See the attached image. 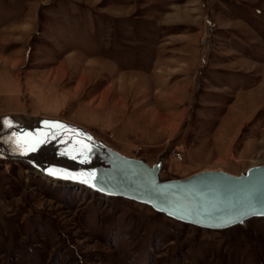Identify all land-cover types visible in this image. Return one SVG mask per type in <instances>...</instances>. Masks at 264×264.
<instances>
[{
    "label": "rangeland",
    "instance_id": "374dc122",
    "mask_svg": "<svg viewBox=\"0 0 264 264\" xmlns=\"http://www.w3.org/2000/svg\"><path fill=\"white\" fill-rule=\"evenodd\" d=\"M60 118L161 180L264 164V0H0V114ZM0 264H264L211 230L0 160Z\"/></svg>",
    "mask_w": 264,
    "mask_h": 264
},
{
    "label": "water",
    "instance_id": "95a60500",
    "mask_svg": "<svg viewBox=\"0 0 264 264\" xmlns=\"http://www.w3.org/2000/svg\"><path fill=\"white\" fill-rule=\"evenodd\" d=\"M55 124L64 127L51 126ZM32 138L43 141L34 150ZM0 160L26 162L51 179L143 203L201 228L222 230L251 218H264V164L239 174L205 169L161 180L163 155L148 164L114 149L83 126L60 118L36 116L23 121L13 113L0 114Z\"/></svg>",
    "mask_w": 264,
    "mask_h": 264
},
{
    "label": "snow or ice",
    "instance_id": "6c2138e0",
    "mask_svg": "<svg viewBox=\"0 0 264 264\" xmlns=\"http://www.w3.org/2000/svg\"><path fill=\"white\" fill-rule=\"evenodd\" d=\"M52 127H57V128H62L64 127L63 125H59V124H55V125H51ZM33 139V143H31L30 147L32 150H34L36 144H39V143H42L43 141L42 140H39V139H35V138H32ZM90 139V138H89ZM25 142H27V138H25ZM77 143H81L80 141H77ZM84 148H87L88 145L87 144H84L83 145ZM53 175H55L56 173H51Z\"/></svg>",
    "mask_w": 264,
    "mask_h": 264
},
{
    "label": "bare ground",
    "instance_id": "6f19581e",
    "mask_svg": "<svg viewBox=\"0 0 264 264\" xmlns=\"http://www.w3.org/2000/svg\"><path fill=\"white\" fill-rule=\"evenodd\" d=\"M98 138V137H97ZM115 149V148H114ZM26 163V162H25ZM68 182V181H67ZM72 183V182H71ZM76 184V183H75ZM78 185H80V184H78ZM104 196H106V195H104ZM109 197V196H108ZM129 200V199H128ZM136 202V201H135ZM143 204V203H142ZM181 222V221H180ZM186 224H188V223H186ZM190 225H192V224H190ZM204 229H206V228H204Z\"/></svg>",
    "mask_w": 264,
    "mask_h": 264
}]
</instances>
